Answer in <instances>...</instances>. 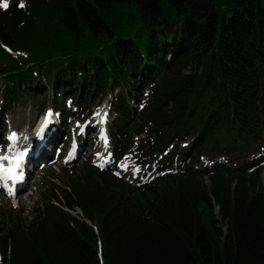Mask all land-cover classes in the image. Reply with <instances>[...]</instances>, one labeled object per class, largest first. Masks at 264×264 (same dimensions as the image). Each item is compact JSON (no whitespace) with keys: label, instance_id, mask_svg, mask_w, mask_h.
Returning <instances> with one entry per match:
<instances>
[{"label":"trees","instance_id":"1","mask_svg":"<svg viewBox=\"0 0 264 264\" xmlns=\"http://www.w3.org/2000/svg\"><path fill=\"white\" fill-rule=\"evenodd\" d=\"M27 1L0 9V117L30 97L65 114L69 99L115 93L116 164H83L30 218L3 215L0 264H264V155L173 163L264 149V0H229V13L216 0ZM142 134L140 166L163 158L135 184L115 168Z\"/></svg>","mask_w":264,"mask_h":264},{"label":"rangeland","instance_id":"2","mask_svg":"<svg viewBox=\"0 0 264 264\" xmlns=\"http://www.w3.org/2000/svg\"><path fill=\"white\" fill-rule=\"evenodd\" d=\"M0 1V9L7 10L15 0ZM4 3L7 4V7L2 6ZM216 3L218 7H222L224 11L228 13L230 12L228 9L229 0H216ZM21 4L27 5L28 1L21 0ZM4 50V54L0 56V63L10 64L12 59L9 53H12V48L4 47ZM27 63H30V61H27ZM37 79L40 78L38 77ZM4 87L5 80L0 76V105L2 102V91ZM114 97L115 93H108L105 97L97 98L93 102L82 101V105L80 107L76 106L71 99L67 101V108H65V120H68V126L65 128L66 135H64L63 143L61 144L63 147L62 153H60L61 149L55 147L51 158L47 161L39 163V170L34 174V176L28 179L26 187L14 198L7 196L5 190H0V219L3 215L8 214L9 212L15 215H20L23 218H30L34 208L37 205H42L48 197L52 196V192L60 191V188L65 186L72 177L80 174L81 171H83L82 167L85 163H93L94 165L97 164L105 168L112 167L114 165V161L116 159L115 153L114 155L112 154L114 143H109L105 148H101L100 142L96 139V132H92L98 127L97 124L101 119V115H108V111V120H110L109 127H111L112 122L115 119V113L112 111L111 107V102ZM145 97L146 99L143 101L134 102V106L142 108L147 100L151 99V87L146 90ZM45 104L46 106H43V104L39 101L30 97L27 102L15 105L11 111L1 113L0 132L3 130V134L0 137V142L4 143L9 141V137L12 138L13 141H17L21 136L22 139H25L27 138V135L32 134V131L37 127L38 122L41 120L40 124H42L44 120V110L48 107L49 102L46 101ZM1 109L3 108L0 106V110ZM97 113H99V115H97ZM56 115L58 116V113ZM68 116L69 118L67 119ZM58 120L60 119H57L56 121ZM135 120L136 118L132 120V123H134ZM85 121H89L91 123L90 128L82 135L86 148L77 154L76 159L70 161L67 153L71 148L72 138H79L82 124ZM64 123L65 121L61 124V130ZM55 128H57L56 125ZM7 134H9V136ZM139 137H145V134L135 137V146L137 148L134 152H128L123 157V162L119 164L116 169V172L120 175L126 176V178L132 182L139 181L141 177V180H147L148 178L150 179L154 177L157 174L163 158L162 155H159L152 163H148L146 166H140L141 162L151 160V156L148 154L145 155L144 149L146 148V144H141ZM193 139V137H189L187 142L182 145L184 146L192 143ZM7 147L8 146H6V148ZM6 148L0 146L1 155L6 156ZM17 148L18 144L16 142L14 143V147L10 149L16 150ZM42 154H44V152ZM263 155L264 149H260L249 154H241L237 150H230L227 152L222 150L207 149L204 150V155L199 160H194L192 162L188 157L186 160L179 162L177 157L173 163L174 165L179 164L182 167H185L187 163L188 166L192 164L193 168L198 171H203L212 167L216 163L224 164L228 168H238L251 161H253L252 163H257L259 165ZM183 161L184 164H182ZM144 171L145 173L148 172L149 175H142Z\"/></svg>","mask_w":264,"mask_h":264},{"label":"bare ground","instance_id":"3","mask_svg":"<svg viewBox=\"0 0 264 264\" xmlns=\"http://www.w3.org/2000/svg\"><path fill=\"white\" fill-rule=\"evenodd\" d=\"M68 118H69V116L67 117V119ZM67 121L68 120H65V123L63 125L62 130H61V124H58L59 127H58L57 131L59 132V134L63 133L62 134L63 139H64V135H66L65 128H67V126H68ZM90 125H91V123L88 122L87 125L85 127H83L79 133V138H78L79 150H78V153L82 152L86 148L84 140L82 139V135L86 133V131L88 130ZM72 131H73V129H72ZM2 132H3V130L0 132V137L3 134ZM0 146H3L5 148H6V146H8L10 148L14 147L13 143H8V142H4V143L0 144ZM54 146H55L54 143L51 140H48L45 142V147L43 148L44 154L40 155L39 158L35 159L34 156H32L30 154L29 159L27 161V165H26V181H28V179H30V177L34 176V174L39 170V168H40L39 163L40 162L47 161L51 158V156L53 155ZM9 153H11V152H9ZM78 153H76L74 156H70L69 160L76 159V156ZM12 154H14V153H12Z\"/></svg>","mask_w":264,"mask_h":264},{"label":"snow or ice","instance_id":"4","mask_svg":"<svg viewBox=\"0 0 264 264\" xmlns=\"http://www.w3.org/2000/svg\"><path fill=\"white\" fill-rule=\"evenodd\" d=\"M3 7H7V4L4 3L2 5ZM21 7H23V4L20 5ZM97 115H99V113H97ZM107 114H105L106 116ZM13 138H14V134H13ZM3 159H7V157H4ZM13 171V169L9 168V169H0V172H4L6 175L10 174Z\"/></svg>","mask_w":264,"mask_h":264}]
</instances>
